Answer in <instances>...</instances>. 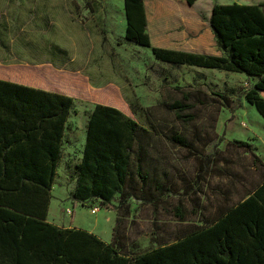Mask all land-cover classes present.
Returning <instances> with one entry per match:
<instances>
[{
    "label": "trees",
    "instance_id": "obj_1",
    "mask_svg": "<svg viewBox=\"0 0 264 264\" xmlns=\"http://www.w3.org/2000/svg\"><path fill=\"white\" fill-rule=\"evenodd\" d=\"M184 1L191 6L197 0ZM123 2L126 42L150 48L160 63L254 78L243 97L264 120V3L213 4L208 23L223 52L217 57L151 47L143 0ZM102 101L116 103L109 97ZM73 107L70 97L0 80V264H264V182L213 223L136 256H127L85 229L47 223L63 129ZM190 108L181 101L167 105L181 120L192 119L181 115ZM142 132L145 129L120 110L95 105L75 165L72 199L108 204L118 194L119 205H125L133 196L125 192L128 181L135 177L144 186L151 171L157 175V166L148 164L151 155ZM166 139L190 147L182 135ZM161 173L167 175L166 170ZM156 188L163 193L159 185ZM176 216L183 219L179 207Z\"/></svg>",
    "mask_w": 264,
    "mask_h": 264
},
{
    "label": "rangeland",
    "instance_id": "obj_2",
    "mask_svg": "<svg viewBox=\"0 0 264 264\" xmlns=\"http://www.w3.org/2000/svg\"><path fill=\"white\" fill-rule=\"evenodd\" d=\"M68 2L72 12L81 8L80 0ZM146 2L165 9L167 26L177 33L173 43L182 45L205 39L210 29L209 9L214 3L262 4L264 0H199L192 6L182 0L181 8L176 0ZM117 5L122 10V0ZM261 9L264 13V6ZM173 10L175 15H169ZM58 42L70 45L76 41ZM112 42L123 43L120 38ZM150 57L145 50L120 47L112 63L109 57H103L92 67L98 76L95 83L118 86L117 91L111 89L102 96L113 99L115 106L145 129L141 139L151 155L148 164L157 166V175L151 171L144 186L135 177L128 181L124 189L133 196L125 205H119L118 194L108 204L75 201V165L82 148L77 140L70 158L61 161L53 185L51 216L61 221L58 225L91 231L127 256L173 243L201 224L213 223L264 182V120L243 97L255 79L239 73L158 63ZM175 101L191 105L181 114L190 115L191 120L178 119L167 109ZM74 109L73 121L82 129L91 105L78 100ZM171 134L184 136L190 147L172 145L166 139ZM158 185L163 193L157 190ZM177 207L183 219L176 216ZM94 208L98 209L96 214L92 213Z\"/></svg>",
    "mask_w": 264,
    "mask_h": 264
},
{
    "label": "crops",
    "instance_id": "obj_3",
    "mask_svg": "<svg viewBox=\"0 0 264 264\" xmlns=\"http://www.w3.org/2000/svg\"><path fill=\"white\" fill-rule=\"evenodd\" d=\"M45 1L39 3L38 0H0V80L70 97L74 101V107L78 100L88 102L91 105L90 112L95 105L100 104L114 106L129 116L122 108L102 101V97L105 96H102L103 93L106 94L111 89L117 91L118 86L114 84L103 87L95 83L98 76L92 67L103 57H109L108 62L112 63L120 47H130L136 52L145 50L154 60L150 48L134 44L132 46L124 40L126 17L123 0L122 10L117 5L118 0H80L81 8L75 12L71 11L69 0ZM176 2L181 8L182 0ZM143 4L146 32L151 47L217 57L223 55L216 45L210 26L204 40L176 45L173 41L177 38V33H174L176 31L174 28L167 26L165 9L152 3L148 4L146 0H143ZM172 5L175 6V3L172 2ZM39 9L43 13L39 12ZM209 10L210 17L211 9ZM169 12V15H175L174 10ZM119 38L123 42L122 46L118 42H112ZM178 38H181V35ZM58 39L76 42L66 45L59 43ZM133 60L140 62L135 57ZM74 107L64 125L61 158L57 170L61 161L69 157V152H72L77 140L82 146L81 151L85 143L89 115L82 129L77 127L72 118L75 115ZM3 137L0 135L1 139ZM53 185L45 221L62 228L58 225L61 221L51 216Z\"/></svg>",
    "mask_w": 264,
    "mask_h": 264
},
{
    "label": "built area",
    "instance_id": "obj_4",
    "mask_svg": "<svg viewBox=\"0 0 264 264\" xmlns=\"http://www.w3.org/2000/svg\"><path fill=\"white\" fill-rule=\"evenodd\" d=\"M97 211H98V209H96V208L92 209L93 214H96Z\"/></svg>",
    "mask_w": 264,
    "mask_h": 264
}]
</instances>
